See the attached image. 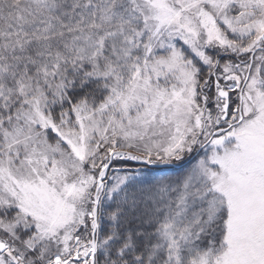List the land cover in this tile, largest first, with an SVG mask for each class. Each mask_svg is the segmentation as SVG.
<instances>
[{
	"label": "snow or ice",
	"instance_id": "1",
	"mask_svg": "<svg viewBox=\"0 0 264 264\" xmlns=\"http://www.w3.org/2000/svg\"><path fill=\"white\" fill-rule=\"evenodd\" d=\"M0 264H264V0H0Z\"/></svg>",
	"mask_w": 264,
	"mask_h": 264
}]
</instances>
